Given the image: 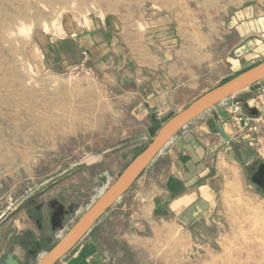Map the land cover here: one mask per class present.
<instances>
[{"label":"rangeland","instance_id":"obj_1","mask_svg":"<svg viewBox=\"0 0 264 264\" xmlns=\"http://www.w3.org/2000/svg\"><path fill=\"white\" fill-rule=\"evenodd\" d=\"M262 13L264 0H0V264L8 254L36 264L62 238L51 235L50 201L76 206L70 228L153 141L156 124L264 62V27L255 24ZM108 17L122 19L155 57L200 59V86L184 105L140 121L88 55L56 63V45ZM263 91L234 101L249 104ZM226 108L182 131L213 116L227 124ZM224 130L227 146L240 142ZM233 162L214 183L211 207L185 224L149 217V192L161 179H141L146 170L92 230L102 264H264V198Z\"/></svg>","mask_w":264,"mask_h":264},{"label":"crops","instance_id":"obj_2","mask_svg":"<svg viewBox=\"0 0 264 264\" xmlns=\"http://www.w3.org/2000/svg\"><path fill=\"white\" fill-rule=\"evenodd\" d=\"M258 16L255 24L260 29L264 27V13ZM55 49L56 63L88 55L86 60L115 87L125 102L123 106L140 121L169 115L200 86V59H186L183 52H177L170 62L155 57L126 30L119 17L91 18L80 34L62 41ZM259 85L264 87L263 82L255 86ZM219 117L179 133L149 166L141 179H161L159 186L156 184L149 192L146 208H151L150 218L185 224L211 207L216 198L214 183L228 173L226 168L234 164L235 157L220 133ZM77 247L79 254L71 256ZM100 247V234L91 231L60 264H102L104 252Z\"/></svg>","mask_w":264,"mask_h":264},{"label":"water","instance_id":"obj_3","mask_svg":"<svg viewBox=\"0 0 264 264\" xmlns=\"http://www.w3.org/2000/svg\"><path fill=\"white\" fill-rule=\"evenodd\" d=\"M262 81H264V62L204 94L168 121L156 124L158 131L153 141L125 168L119 178L70 228H68V220L75 215L76 206H66L58 200L50 201L48 208L51 235L57 237L62 234V238L36 264H58L63 260L91 233L102 217L125 196L181 130L223 101L245 92ZM244 109L250 118L259 116L258 110L252 108L249 104H245ZM219 130L225 141L229 142V137L220 124ZM259 138L260 132L253 137L255 147L238 142L232 145V149L236 161L244 169L250 185L264 198V155ZM38 225L39 229L42 230L40 222ZM3 262L4 264H20L11 254H8Z\"/></svg>","mask_w":264,"mask_h":264},{"label":"built area","instance_id":"obj_4","mask_svg":"<svg viewBox=\"0 0 264 264\" xmlns=\"http://www.w3.org/2000/svg\"><path fill=\"white\" fill-rule=\"evenodd\" d=\"M253 102V105L250 104L251 102H249V105L258 110L259 116L257 118H250L244 109V105L238 101H234V97L220 103L219 105H227L226 111L229 116V122L222 126L224 129L227 126L233 129L234 135L232 138H238L240 142L252 147L256 145L253 137L260 132L259 139L264 155V91L263 95Z\"/></svg>","mask_w":264,"mask_h":264},{"label":"bare ground","instance_id":"obj_5","mask_svg":"<svg viewBox=\"0 0 264 264\" xmlns=\"http://www.w3.org/2000/svg\"><path fill=\"white\" fill-rule=\"evenodd\" d=\"M263 83H264V81H262ZM262 82H260V83H262ZM252 88V87H251ZM250 89V88H249ZM247 91V90H246ZM251 105H253L254 104V102L253 101H251V103H250ZM172 142V141H171ZM106 189H104L103 191H102V193H101V195L104 193V191H105ZM43 257V256H42Z\"/></svg>","mask_w":264,"mask_h":264},{"label":"trees","instance_id":"obj_6","mask_svg":"<svg viewBox=\"0 0 264 264\" xmlns=\"http://www.w3.org/2000/svg\"><path fill=\"white\" fill-rule=\"evenodd\" d=\"M226 82H227V81H226ZM181 131H182V130H181ZM181 131H180V132H181ZM180 132H179V133H180ZM179 133H178V134H179ZM178 134H177V135H178ZM141 176H142V175H141Z\"/></svg>","mask_w":264,"mask_h":264}]
</instances>
